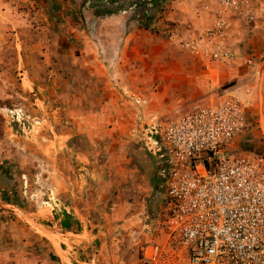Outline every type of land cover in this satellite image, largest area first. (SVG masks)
Wrapping results in <instances>:
<instances>
[{
  "label": "rangeland",
  "instance_id": "rangeland-1",
  "mask_svg": "<svg viewBox=\"0 0 264 264\" xmlns=\"http://www.w3.org/2000/svg\"><path fill=\"white\" fill-rule=\"evenodd\" d=\"M152 1L142 18L118 13L129 0H94L119 18L101 32L79 3L0 0V264H186L161 224L150 116L234 96L248 122L238 147L264 154V0ZM219 18L225 36L208 41ZM216 43L232 62L207 56ZM62 211L78 228L60 227Z\"/></svg>",
  "mask_w": 264,
  "mask_h": 264
},
{
  "label": "built area",
  "instance_id": "built-area-1",
  "mask_svg": "<svg viewBox=\"0 0 264 264\" xmlns=\"http://www.w3.org/2000/svg\"><path fill=\"white\" fill-rule=\"evenodd\" d=\"M246 3L220 0L224 10ZM225 27L216 19L205 37L221 40ZM206 54L234 60L218 43ZM142 123L161 190V224L186 264H264V154L237 145L248 127L241 100L226 96L173 121L150 116Z\"/></svg>",
  "mask_w": 264,
  "mask_h": 264
},
{
  "label": "crops",
  "instance_id": "crops-1",
  "mask_svg": "<svg viewBox=\"0 0 264 264\" xmlns=\"http://www.w3.org/2000/svg\"><path fill=\"white\" fill-rule=\"evenodd\" d=\"M75 3H79V8L81 9L82 7V11H83V15H85V17H88V22L92 23L94 22V27L96 28V31H97V27H99L100 25H102V29H100L101 32L103 31H115L117 30L118 28H114L111 29L110 28H107L105 29V26L109 25V23H115V21L119 18H116V17H113L115 14L117 15V12L116 13H112V15H110V17H104L103 15H101L102 13L101 12H98L97 9H98V5L96 4V2H94V0H66V4L65 5H72ZM157 0H153L152 3H156ZM148 3V0H129V2L122 6L121 8L119 7V10L118 13H122L121 15H127L129 16L128 14V10L131 9L132 7H138L140 10H142V18L145 16V14L147 13L146 10H145V6L147 5ZM108 5V4H106ZM163 6H165V0H162V8ZM66 7V6H65ZM122 10V11H121ZM110 11V9H109ZM47 12H50L49 9H47ZM197 13V12H196ZM199 14V13H198ZM115 15V16H116ZM200 15V14H199ZM197 17V15H196ZM192 19V18H190ZM211 19V17H210ZM112 21V22H111ZM165 21V20H163ZM127 24V25H126ZM125 24V30H127V26L130 27V29L132 30H136L138 29L140 26L138 25L137 26V23L135 22H131L130 25L129 23H126ZM182 28V26H179ZM196 28V27H195ZM191 31L193 28H190ZM196 29H199V28H196ZM183 30V29H182ZM180 30V31H182ZM188 31V30H186ZM190 32V31H188ZM53 219H56L57 220V223H59L60 227L64 230H67V231H74L76 228H78V220L76 218H73L72 216L69 215V212H64L62 211L61 214H60V217H54Z\"/></svg>",
  "mask_w": 264,
  "mask_h": 264
},
{
  "label": "trees",
  "instance_id": "trees-1",
  "mask_svg": "<svg viewBox=\"0 0 264 264\" xmlns=\"http://www.w3.org/2000/svg\"><path fill=\"white\" fill-rule=\"evenodd\" d=\"M104 15H111L112 12L108 11V10H105V12L103 13ZM5 193V192H4ZM2 199L3 201H5L7 204H10L12 203L11 200L9 199V196L7 194H3L2 195Z\"/></svg>",
  "mask_w": 264,
  "mask_h": 264
}]
</instances>
